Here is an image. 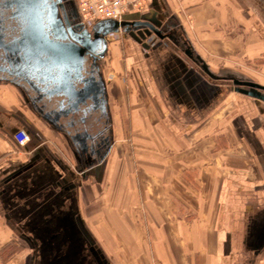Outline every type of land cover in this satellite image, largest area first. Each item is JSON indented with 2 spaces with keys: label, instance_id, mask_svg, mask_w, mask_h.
<instances>
[{
  "label": "crops",
  "instance_id": "0c3cea01",
  "mask_svg": "<svg viewBox=\"0 0 264 264\" xmlns=\"http://www.w3.org/2000/svg\"><path fill=\"white\" fill-rule=\"evenodd\" d=\"M145 1L123 20L170 22L173 40L116 34L115 145L99 172L82 179L40 119L0 105L3 225L47 217L50 202L69 199L66 210L72 199L108 264H264V102L219 76L264 57V14L253 0ZM189 48L219 79L184 54ZM16 129L30 137L23 147ZM54 160L74 174L66 196L54 186ZM4 237L0 249L12 242ZM28 257L22 249L9 264Z\"/></svg>",
  "mask_w": 264,
  "mask_h": 264
},
{
  "label": "flooded vegetation",
  "instance_id": "af4514ba",
  "mask_svg": "<svg viewBox=\"0 0 264 264\" xmlns=\"http://www.w3.org/2000/svg\"><path fill=\"white\" fill-rule=\"evenodd\" d=\"M71 1L76 6L75 1ZM65 8L69 22H64L60 14L62 26L68 36L63 43L66 46L71 43L75 45L70 35H79L82 37V43L88 46L85 48L82 44H80L82 47L75 45L82 50L83 63L80 73L73 74L67 81L70 86L64 87L63 80L55 75L53 79L48 76L42 77V74L47 75L48 72L44 61L39 63L40 77L37 80L31 77H26L25 80L14 77L8 63L5 62L6 54H10L14 49L30 47L23 31L24 8L16 0H0V44H3V49L0 50V83L9 84L17 90L19 100L26 111L35 115L60 138L75 168L84 169L103 155L104 164L115 145V115L110 106V94L103 72V61L108 56L109 35L106 37V54L101 58L102 46L92 44L95 39L94 25L78 27L72 23L73 15L68 1L65 2ZM166 25L167 34L172 36L173 25L170 22ZM128 33L140 39L132 31L128 30ZM128 33L124 35L130 37ZM174 42L180 46L178 39H174ZM220 79L231 83L233 79L239 82L248 81L232 75L220 76ZM261 93L264 95V92ZM40 152L38 151L28 164L23 166L24 170L36 163L35 160L41 156ZM53 163L58 166L54 186L61 189V196H66V184L70 183L69 187L75 189L74 174L61 162L54 160ZM44 165L47 167L51 165L48 157L44 158ZM86 172L89 171H85V174ZM52 194H56L55 191ZM67 200H60L54 208L50 205L52 202L47 203L45 205V210L49 212L47 217H25L23 221L5 222L13 235L24 242L29 254L27 264H108L86 230L79 213L73 212L76 208L72 199L69 201V207L64 210L63 204Z\"/></svg>",
  "mask_w": 264,
  "mask_h": 264
},
{
  "label": "water",
  "instance_id": "95a60500",
  "mask_svg": "<svg viewBox=\"0 0 264 264\" xmlns=\"http://www.w3.org/2000/svg\"><path fill=\"white\" fill-rule=\"evenodd\" d=\"M23 8L24 13L22 15V22L24 23V33L29 48H20V50L14 49L10 54H6L5 62L8 63L9 69L13 72L14 77L20 80H25L26 77L36 79L39 76V63L44 61L48 67L47 75L42 74V77L48 76L53 79L54 75L63 80V86L67 87L70 84L67 82L71 76L78 75L80 73L83 55L82 50L78 49L75 45L82 44L85 48L87 45L82 43L81 36L70 35V38L75 43L66 46L63 43L67 40L68 36L65 34L62 26V15L64 22H69L68 13L66 12L65 2L68 1V6L72 10V23L78 27H83L80 23L77 8L71 0H16ZM64 2V4L62 3ZM68 9V8H67ZM132 31L135 36L140 39H136L132 34L128 33ZM94 37L92 44H99L103 50L100 53V57L103 58L106 54V37L111 34L128 33L131 38L138 41H146L151 36H154L158 40L168 39L173 40L172 36L167 34L166 23H159L156 18H141L138 20H122L120 23L104 20L94 24ZM71 34V32H70ZM142 35V36H141ZM86 40H88L86 38ZM3 49V44H0V50ZM30 49V50H29ZM146 50V48H144ZM192 50H184V54L193 59L196 64L200 65V70L211 79H219L218 76H214L208 69V66L203 62L201 58L196 56L193 58ZM40 61V62H39ZM36 65V66H35ZM47 77V78H48ZM234 91L253 98L258 101L264 102V86L256 84L251 81L239 82L235 79L232 80ZM104 84V83H103ZM243 86L245 88H239ZM62 87V86H61ZM36 90H39L36 88ZM19 129L14 130L17 133ZM105 155L99 160L86 166L84 169H76V172L82 177L88 175V173L95 174L100 171L101 165ZM89 171L85 174V171Z\"/></svg>",
  "mask_w": 264,
  "mask_h": 264
},
{
  "label": "rangeland",
  "instance_id": "374dc122",
  "mask_svg": "<svg viewBox=\"0 0 264 264\" xmlns=\"http://www.w3.org/2000/svg\"><path fill=\"white\" fill-rule=\"evenodd\" d=\"M253 6L254 9H257L258 11H261L264 14V0H253ZM120 37V36H119ZM120 41L118 40V36L116 34L109 35L108 37V56L103 61V72L104 77L106 79L108 88L111 93H113L112 101L110 100V106L112 109L115 108L116 101H115V95H116V84H117V63L115 60V52L118 50V47L120 48ZM118 44V45H117ZM114 52V53H113ZM259 65V66H257ZM219 76H235L241 77L244 80H248L251 82H254L256 84H259L261 86H264V57L262 59H257L256 62L254 61L252 64H249V66L245 68H236L233 70H224L219 73ZM232 84V83H230ZM17 90L6 83H0V105H4L7 107V109H21L26 110L24 106H22L21 101L19 100V95L17 94ZM17 95V101H13V96ZM1 105V106H2ZM114 112V110H113ZM98 198V197H97ZM97 200V199H95ZM94 204V203H93ZM4 223L0 222V233L5 231L6 237L3 240H9L11 244H7V246L0 249V264H9L10 261L14 260V256L21 253L22 249H25V244L20 240L19 238H13V236L6 231V225L4 227ZM5 228V229H4ZM1 246V245H0ZM23 264V262H22ZM27 264V263H26Z\"/></svg>",
  "mask_w": 264,
  "mask_h": 264
},
{
  "label": "built area",
  "instance_id": "2783aa9c",
  "mask_svg": "<svg viewBox=\"0 0 264 264\" xmlns=\"http://www.w3.org/2000/svg\"><path fill=\"white\" fill-rule=\"evenodd\" d=\"M83 26H92L97 22L111 20L120 23L125 14L131 11L143 10L145 0H74ZM13 140L18 147L26 145L30 137L24 130L13 134ZM2 213L0 211V222Z\"/></svg>",
  "mask_w": 264,
  "mask_h": 264
}]
</instances>
